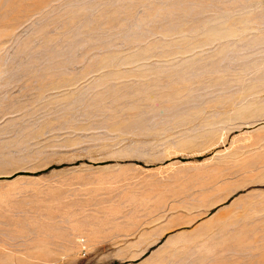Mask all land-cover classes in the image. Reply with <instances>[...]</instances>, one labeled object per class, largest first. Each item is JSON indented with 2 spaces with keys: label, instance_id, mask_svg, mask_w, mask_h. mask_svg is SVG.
Here are the masks:
<instances>
[{
  "label": "rangeland",
  "instance_id": "rangeland-1",
  "mask_svg": "<svg viewBox=\"0 0 264 264\" xmlns=\"http://www.w3.org/2000/svg\"><path fill=\"white\" fill-rule=\"evenodd\" d=\"M0 264H264V0H0Z\"/></svg>",
  "mask_w": 264,
  "mask_h": 264
}]
</instances>
